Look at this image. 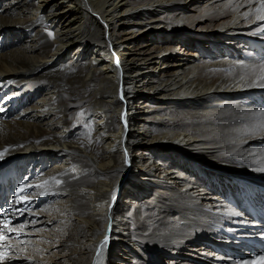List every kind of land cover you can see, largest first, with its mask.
<instances>
[{"label":"bare ground","instance_id":"obj_1","mask_svg":"<svg viewBox=\"0 0 264 264\" xmlns=\"http://www.w3.org/2000/svg\"><path fill=\"white\" fill-rule=\"evenodd\" d=\"M0 15V59L35 41L28 69H0L16 232L0 264H264V0H0ZM56 67L62 92L37 82Z\"/></svg>","mask_w":264,"mask_h":264},{"label":"rangeland","instance_id":"obj_2","mask_svg":"<svg viewBox=\"0 0 264 264\" xmlns=\"http://www.w3.org/2000/svg\"><path fill=\"white\" fill-rule=\"evenodd\" d=\"M193 10H195V7L192 8ZM6 19H10L8 17H4L2 15H0V23L2 22V20H6ZM13 21V20H12ZM199 27V26H197ZM198 33L201 35V30L197 29ZM22 41V39H21ZM179 48L183 51V52H189L190 57L195 54V53H200L201 52V45H202V40H189L188 43L186 45H182L180 42H177ZM35 45V41L31 40V42H29L28 44L24 41V46L23 48H20V45L18 46H7L4 48V51L7 52V54L0 59V69L1 71H7V70H11L12 72H17L19 71L20 73L24 72V70L28 69L29 64H31L33 62L32 57H31V53L28 50L29 47H32ZM192 54V55H191ZM188 56V54H187ZM43 59L41 62H39L37 65L41 66L44 62H46L47 58L44 57L43 55H40V59ZM113 62V61H112ZM114 63V62H113ZM183 63V62H182ZM177 66H180V64L178 63ZM57 69L51 73L48 74H44L43 72H41L40 77L37 78V82H41L42 80H47V79H54V81L59 82V91L62 92V83H61V69L60 67H56ZM17 73V74H20ZM19 79H23V76L20 75ZM160 86H163L166 91L165 93L168 94L169 96H173L174 98H176L175 94H176V90L174 89V87L172 85L170 86H165L164 84H161ZM186 88H184L182 91L183 92ZM62 107H59V113L56 116V120H55V124L57 123L58 125H63L64 124V118L61 117L60 114V110ZM63 109V108H62ZM61 130H64L63 127H61ZM159 130V129H157ZM62 143H65V137L62 139L61 141ZM6 179L8 180V182H11L13 180L11 175H8L6 177ZM14 184H16V188L19 187V183L17 181H14ZM15 195V190L13 191V193L11 194L10 198H8L9 200L11 199H15L14 201L17 202V198ZM7 201V200H6ZM5 199L4 200H0V222L2 221L1 218L4 215H12L11 211L13 210L12 208L10 209L9 207H4L6 204ZM0 229L5 231L9 230L8 226L6 224H3V222L0 223ZM6 231V232H7ZM166 231V238L169 239L171 242H175L177 241L181 234L177 231V230H165ZM16 232L15 230H12V232H10V234L5 233L4 235L0 234V245L1 242L5 239V238H12V235H15ZM105 239V238H103ZM136 242L139 243V245H147V244H152L154 243L152 240H147V241H141V240H137L134 239ZM108 241V240H107ZM64 242V241H63ZM62 242V243H63ZM129 242H132V240L130 239ZM13 240H9L7 246L4 247L3 250H6V252L3 253H13L15 252V250H10L11 247L13 246ZM102 247V246H101ZM3 248V247H2ZM143 264H154V263H143Z\"/></svg>","mask_w":264,"mask_h":264},{"label":"snow or ice","instance_id":"obj_3","mask_svg":"<svg viewBox=\"0 0 264 264\" xmlns=\"http://www.w3.org/2000/svg\"><path fill=\"white\" fill-rule=\"evenodd\" d=\"M261 78L264 79V77H261ZM5 151H7V149Z\"/></svg>","mask_w":264,"mask_h":264}]
</instances>
